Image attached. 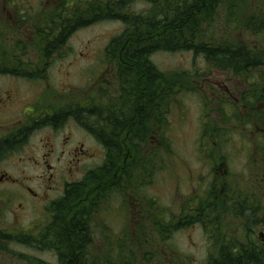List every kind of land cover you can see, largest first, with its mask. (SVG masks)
I'll return each mask as SVG.
<instances>
[{
	"label": "flooded vegetation",
	"instance_id": "flooded-vegetation-1",
	"mask_svg": "<svg viewBox=\"0 0 264 264\" xmlns=\"http://www.w3.org/2000/svg\"><path fill=\"white\" fill-rule=\"evenodd\" d=\"M22 1L27 6L29 5L27 13L30 17L27 18L24 12L19 13L17 18L10 21L9 26L13 31H8L3 25L0 26L8 32L9 37L20 39L29 37L28 45L20 40L14 41L26 48L25 51L18 52V55L23 54L21 57L25 62L28 58L37 62L40 54L36 52V46H42L41 40L46 35H49L48 39L51 40L50 32L46 28L50 24L49 17L62 8L67 10L68 0ZM130 1L133 0H98V6L95 7L105 9L108 4L114 6L126 3L128 5ZM78 2L76 0L74 6L79 8ZM92 2L94 1L86 0L88 4ZM11 3L13 6L18 5L14 4L13 0ZM84 8H86L85 12L89 11L88 7ZM31 11L33 13L30 14ZM62 14H64L63 10ZM25 26L27 29H22ZM42 27L46 28L44 30L46 34L39 37L40 32L43 31ZM47 43L46 38L44 47ZM242 47L246 48L247 44L243 43ZM53 54L49 57L52 58ZM58 54L56 53V56ZM105 54L114 57L117 52H103V57ZM25 56L27 59H24ZM48 63H46L47 66H43L45 67L44 76H46ZM110 66L102 69L97 82L92 85L91 90L97 92L94 106L98 109L99 115L95 116L109 115V112L106 114L105 107H109L112 114L123 111L121 84L117 82L119 80L114 64L111 63ZM45 79L43 77L40 81L29 82L36 84L31 88L22 89L20 84H12L11 87H6L9 90L0 93V145L10 141L16 146V149L2 156L0 169L4 164L5 167L13 165L20 169L30 166L41 171V174L35 178L22 182L8 171H0V204H2L0 214H9L16 223L18 222L17 214H22L21 211L26 209V203H31V209L35 214H51L48 216L51 225L55 218L52 214H60V212L52 210L54 201L49 199L48 192L60 193L61 191L64 195L70 185L86 182L85 175L93 170L95 179L92 181L93 187L90 195L92 198L88 199V196H84L78 201L82 206L81 210L71 212L73 209L68 207L62 214L76 216L90 214V228L95 233L96 230L99 234L103 233L101 238L98 237L100 255L105 257L106 253L103 248L108 249L107 260L103 259L97 264L124 262L116 259V251L125 253L134 264H224L230 256L234 258L236 254L243 256L244 252L264 251V197H260L261 189L264 190V152H262L264 148V99L252 107L248 105L253 96L249 86H254L255 83H246L241 78H234L237 81L235 86L222 87L223 114H219L222 118L218 119L219 123L216 121L210 130L213 134L216 131L215 126L219 125L222 131L220 141L229 140L224 133L230 132L224 131V128L227 127L229 121L237 120L238 124L243 127L240 136L245 141V145L238 149L249 155L257 153V163H242L240 169L237 170L240 172L233 173L224 160L216 163L211 157L208 159L210 162H200L194 170L180 157L178 160L189 168H176L170 171L168 164L166 165L163 161L160 163L138 162L139 159L133 154L125 157L127 161L107 164L104 146L82 124L85 117L77 119L73 115L74 113L82 114L84 95L71 87L66 88V84L54 86L48 82L42 83ZM33 87L34 92L31 93ZM68 90L76 97L69 98ZM125 102H127L126 99ZM54 103L64 105L54 108ZM131 123L132 120H129L128 127L120 134L121 137L131 135L133 131ZM258 123L261 125L259 126ZM95 127H97L96 124ZM74 133L82 135L75 138ZM54 137L56 139H53ZM86 139L91 141L93 146L85 148ZM210 140L213 146L209 149L210 153L206 152L208 154H212V151L218 147L216 134ZM160 144L161 141L151 142V147L124 148V151L139 150L141 160H147L150 152L157 151L160 160H163L165 153ZM197 153H200V148L197 149ZM227 153L220 152V155ZM171 154L175 155V153ZM202 154L205 155V152ZM12 157L16 160H9ZM152 159L156 158L152 157ZM87 163H92V166H87ZM149 167L154 169V175H159L158 187L162 186L160 176L167 177L165 179L172 180L177 185L185 186L182 189L180 185H176L171 195L176 201L174 210H169L162 200L160 202L157 199V196L148 195ZM225 167L230 169L231 173ZM236 175L239 176L238 179H235ZM79 176H81L80 179ZM43 188L49 191L44 192ZM9 203H12V206L17 203V208L6 209ZM149 214H159L156 216L170 218L172 226L161 224L160 227H149L147 225ZM188 230L186 239L191 241L185 247H181L175 240L172 244L163 242L160 253L154 258H145V247L142 240L151 237L153 240L167 239L170 242L176 235ZM112 233L127 234L129 238L126 241L118 240L122 246L116 247L110 243ZM197 234L203 236L202 248H198L191 239ZM197 251H199L198 254H196ZM236 262L243 264L244 261L240 258Z\"/></svg>",
	"mask_w": 264,
	"mask_h": 264
},
{
	"label": "trees",
	"instance_id": "trees-1",
	"mask_svg": "<svg viewBox=\"0 0 264 264\" xmlns=\"http://www.w3.org/2000/svg\"><path fill=\"white\" fill-rule=\"evenodd\" d=\"M230 1L233 3L231 4ZM149 2L150 7L144 14L128 11L126 3L114 6L108 4L105 10L97 9L95 1L92 4L80 3V9L76 11L69 9L65 18L59 15L56 17L54 14L53 20L46 27L50 32L51 40L48 39L49 35L45 36L46 28L42 27L43 31L40 32L39 37H45L41 40L42 46L38 47L37 45L35 48L36 52L40 54L37 62H31L29 58L25 62L21 57L23 54L18 55V52L26 50L19 42L13 43L4 51L0 49V76L16 77L24 81H40L45 73L43 66H47L46 63L52 59L49 56L60 52L59 48L61 49L65 45L72 32L102 20L119 21L125 26V31L114 37L106 48L107 53L117 52L114 57L109 54L107 59L116 61L115 68L118 71L119 82L122 84L121 106L123 111L112 114L109 107H105L106 114L109 112V115L95 116L99 114L97 113L98 109L94 106L91 110H84L82 114H73L77 119L87 115V120H84L82 124L104 146L107 164L127 161L125 157L131 154L139 159L138 162L160 163L163 161L166 165L169 164L172 151L167 137L169 132L168 117L176 94L179 92L173 90L174 85H167V89H160V85L164 86L162 81L158 80L161 78V73L150 61L151 55L159 51L191 52L194 57H201L212 68L231 70L236 77L248 83H255L254 86H249L250 93L253 94L248 102L250 107L264 99V53L241 46L225 45L215 39L211 40L214 22H217L218 9L220 7L224 9L227 14V22L234 21L235 23V19L239 16L238 12H234L237 9L234 6L238 2L237 0H152ZM14 7L18 6L14 5ZM83 7H88L89 11L85 12L86 8L83 9ZM237 10L239 11V9ZM255 23L258 24V27L264 28V21L261 18L253 19L248 28L252 30ZM258 27L256 29H259ZM46 38L48 43L44 47ZM0 39L7 42L9 39L8 32L1 28ZM15 67L17 68L15 69ZM25 70L30 73L24 72ZM129 120H132L133 131L130 136L121 137L120 134L128 127ZM95 124L98 128L95 127ZM218 126L216 125V131L210 134L207 132L205 122L202 139L207 138L206 135L213 139L216 134V139L220 141L222 131ZM158 141H161L160 146L164 148L163 160H160L157 151L150 152L147 160L140 159L141 152L139 150L136 152L124 151V148L151 147V142L157 143ZM14 149L16 146L10 141H6L4 145L1 144L0 159ZM262 152H264V148ZM152 157L156 159L153 160ZM153 172L154 169L149 167V176ZM94 174V171H90L85 176L86 182L70 185L64 195L52 205V209L60 214H55L53 224L45 229L46 233L44 230L42 244L39 246L43 245L55 250L58 255V264H90V261L93 260L88 252L93 245L89 226L90 214L76 216L62 213L68 207L73 209L71 212H77L76 210L82 209L78 202L81 198L84 196H88V199L92 198L90 195L93 187L92 181L95 179ZM73 215L74 217H71ZM166 221L169 225L172 220L167 218ZM7 244L36 245L37 243L28 236L16 237L0 233V251L7 252ZM240 258L244 261L243 264L250 262L264 264V251L244 252L243 256L236 254L234 258L230 256L224 264H240L236 262ZM36 264L45 263L38 262Z\"/></svg>",
	"mask_w": 264,
	"mask_h": 264
},
{
	"label": "rangeland",
	"instance_id": "rangeland-1",
	"mask_svg": "<svg viewBox=\"0 0 264 264\" xmlns=\"http://www.w3.org/2000/svg\"><path fill=\"white\" fill-rule=\"evenodd\" d=\"M21 1H15L19 5L18 8L27 10L26 5L21 3ZM237 1L234 6L239 9V16L235 19V23L234 21L227 22V14L224 12V9L221 7L218 9L217 22H214L215 26L212 28L211 40L215 39L219 43L229 46H237V43H246L253 50L264 51V28L258 27L256 23L252 26V30L248 28L250 22H252L251 19L255 17H259L264 21V0ZM230 3L232 4L233 1H230ZM3 4L4 1L0 5V25H3L8 31H13L9 24L12 19L17 18L16 9L8 8ZM146 8H149L146 3L133 2L130 11L139 14L143 13ZM237 9L234 12H238ZM257 27L259 29H256ZM22 29L25 30L27 27L25 26ZM124 31L125 26L121 22L102 20L92 26L78 29L74 33L72 32L67 38L65 45L61 49L59 48L60 54L57 56L56 53L53 54L46 70L47 77L45 76L46 79L42 83H47L49 80L54 86H59L60 84H66V88L73 86L79 93L84 95V98H91L84 102V107H92L96 100L95 94H97L96 90H91L92 85L97 82V76L102 69L108 66V59L105 56L103 57V52H105L110 41L114 37L121 35ZM15 40H20L25 45H28L30 41L29 37L24 39L10 37V43L15 44ZM6 44L7 41L0 39V49L2 51L6 50ZM24 59H27L26 56ZM151 61L161 73V78L158 80L162 81L161 83L164 86L160 85V87L167 89V85H174L173 90L179 92L176 94L168 117L169 132L167 133V137L169 138L170 147L174 149L175 153L169 160L168 169L170 171L176 168L185 169V167H188L185 164L183 165L178 160V157L182 158L193 170L198 167L200 162H207L210 157L216 163L224 160V163L232 169L233 173L240 172L237 170L240 169L242 163H257V153L249 155L248 153H242V150L238 149L240 146L245 145V141L240 136L243 127L238 124L237 120L235 122L229 121L227 127L224 128V131L230 132L228 134L224 133L225 137L229 140L223 139L222 141H215L218 147L212 151V154L206 153L207 151L210 153L209 149L212 148L213 142L209 139V135H206L208 138L202 139L204 124L206 122L207 132L211 134L210 127L215 125L216 121L219 123L218 119L222 118L219 114H223V105H221L223 103V101L221 102V98L223 97L221 96L222 87L225 85L235 86L237 84V81L229 70L223 72L218 69V71L216 68L207 65L201 57H194L191 52L170 53L159 51L151 56ZM12 84H20L22 89L31 88L36 85L26 80L0 76V93L4 90H9L6 87H11ZM33 92L34 87L31 89V93ZM67 94L69 98L76 97L72 93ZM58 97L60 98L59 95ZM62 104L54 103L53 106L54 108H58ZM81 135V133H74L75 138H79ZM53 139H56V137ZM84 143L85 148L93 146L92 142L87 139ZM198 148H200V153H197ZM204 152L206 155L205 158L202 156ZM220 152L228 153L221 156ZM9 160L13 161L16 158L14 159L12 157ZM86 165L91 167L92 163H87ZM225 169L228 170L227 167ZM2 170L8 171L9 174L19 179L20 182L29 180V178H35V176L41 174L40 170L33 169L30 166L20 169L13 165L5 167L2 164L0 171ZM229 172L231 173V171ZM154 174L148 176L150 180L149 187H147L148 195L150 197L157 196V199L159 201L162 200L169 210H174L176 201L171 195L177 185L176 182L165 179L167 177L163 178L160 176L162 186L158 187L157 184L160 182L158 179L159 175L156 176ZM78 178L80 179L81 176ZM238 178L239 176L236 175L235 179ZM178 185L182 189L185 187L181 184ZM43 190L44 192L49 191L46 188H43ZM48 195L50 199L57 200L61 197V191L60 193L48 192ZM260 197H264L263 188L261 189ZM11 204H7L6 209L17 208V203H14V206ZM31 206L32 204L26 203L25 211H21L22 214H17L18 222L16 223L11 219L9 214H0V230H5V235L16 236L26 234L34 238H39V241L36 242L37 244L32 248L26 245L7 244L8 252L0 251V264H33L34 261L45 264H56L57 257L48 250H45L47 247L43 245L39 246V244H42L41 241L44 237L43 230L50 225L48 220L49 214H35ZM112 218L114 219L116 217ZM147 222L150 225V223L157 222V220L148 217ZM158 222L162 224L161 221ZM188 233L189 230L183 234L176 235L169 243L172 244L175 240L181 247H185L191 241H187L186 239ZM102 236L103 233L99 234L97 230L96 233L93 231L94 243H98V237L101 238ZM128 238L129 236L127 234L112 233L110 243L113 246L121 247L122 245L118 243V240L126 241ZM202 238L203 236L200 234L191 237L198 248L203 247ZM97 245L95 244L94 248H97ZM198 253L199 251L196 252V254ZM156 255L157 250L151 245L144 251L145 258H154Z\"/></svg>",
	"mask_w": 264,
	"mask_h": 264
}]
</instances>
